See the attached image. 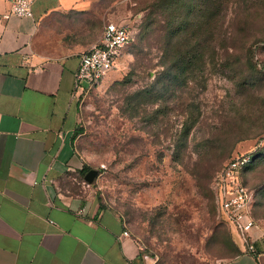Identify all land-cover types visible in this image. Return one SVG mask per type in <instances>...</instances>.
I'll list each match as a JSON object with an SVG mask.
<instances>
[{"label": "rangeland", "instance_id": "1", "mask_svg": "<svg viewBox=\"0 0 264 264\" xmlns=\"http://www.w3.org/2000/svg\"><path fill=\"white\" fill-rule=\"evenodd\" d=\"M97 3L102 15L88 17V36L112 21L129 25L133 41L109 82L81 102L76 148L99 172L91 192L121 218L147 264H213L235 256L237 244L211 183L234 157L256 152L243 179L264 246V0ZM176 32L185 59L175 61H192L188 84L182 76L165 92L176 97L139 106L130 98L176 64ZM69 182L75 193L88 190L83 177Z\"/></svg>", "mask_w": 264, "mask_h": 264}, {"label": "crops", "instance_id": "2", "mask_svg": "<svg viewBox=\"0 0 264 264\" xmlns=\"http://www.w3.org/2000/svg\"><path fill=\"white\" fill-rule=\"evenodd\" d=\"M97 2L38 0L33 18L2 20L11 0H0V264H146L91 187L69 189L87 166L75 75L102 36L86 32ZM233 236L236 255L213 264H264L261 243L251 253Z\"/></svg>", "mask_w": 264, "mask_h": 264}, {"label": "built area", "instance_id": "3", "mask_svg": "<svg viewBox=\"0 0 264 264\" xmlns=\"http://www.w3.org/2000/svg\"><path fill=\"white\" fill-rule=\"evenodd\" d=\"M38 0H11L8 13L2 20L11 17H34L33 6ZM133 41V32L129 25L116 22L105 24L101 39L80 59L75 75V88L83 98L91 90L98 88L105 78L119 66L124 50ZM252 156H236L227 163L213 178L211 189L219 217L230 227L239 243L251 253H256L258 238L254 236L258 223L253 216L254 193L243 182V172L251 164ZM84 186L91 187L84 181ZM124 236L131 238L128 230ZM147 264L148 260L144 257Z\"/></svg>", "mask_w": 264, "mask_h": 264}, {"label": "trees", "instance_id": "4", "mask_svg": "<svg viewBox=\"0 0 264 264\" xmlns=\"http://www.w3.org/2000/svg\"><path fill=\"white\" fill-rule=\"evenodd\" d=\"M171 0H156L155 6H158V4L163 3V2H170ZM150 24H146L143 35L144 38L146 39L149 36V33L151 27H153L154 22L150 21ZM180 36V34L173 33L171 35L172 38V44H173V59L174 61L176 60V57H180L181 59H185L183 56V53H178V50H175V40ZM192 61L188 63H184V60L182 62L180 61H175L174 66H170L168 72H161L155 79V81L152 83V85L148 88L143 89L142 91L134 94L130 99L133 101H138V105L142 102H148L149 99L153 103H159L161 101H166V97H176V94H165L166 91L173 90L176 91L175 86H177L181 81V77H184L185 85L188 84V73H189V67L192 66ZM194 64V63H193ZM181 80V81H180ZM171 87V88H170ZM175 89V90H174ZM173 93V92H172ZM198 122V118H196V122H193L189 127H186L183 134L184 137L188 136L190 134L191 129L193 126ZM77 135V134H76ZM252 156V162L251 164L244 170L243 176L245 175L247 169L256 161L258 158V154L252 153L250 154ZM91 169L88 166H84L83 170L81 171V177L85 178L86 174L90 171ZM244 185L248 187L243 179ZM249 188V187H248ZM250 189V188H249ZM251 190V189H250Z\"/></svg>", "mask_w": 264, "mask_h": 264}, {"label": "water", "instance_id": "5", "mask_svg": "<svg viewBox=\"0 0 264 264\" xmlns=\"http://www.w3.org/2000/svg\"><path fill=\"white\" fill-rule=\"evenodd\" d=\"M98 176H99V172L97 170H90L86 174L84 181L86 182V184L92 186V185H94Z\"/></svg>", "mask_w": 264, "mask_h": 264}]
</instances>
